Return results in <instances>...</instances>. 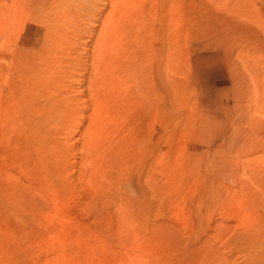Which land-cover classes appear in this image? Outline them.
<instances>
[{
	"label": "rangeland",
	"instance_id": "rangeland-1",
	"mask_svg": "<svg viewBox=\"0 0 264 264\" xmlns=\"http://www.w3.org/2000/svg\"><path fill=\"white\" fill-rule=\"evenodd\" d=\"M0 264H264V0H0Z\"/></svg>",
	"mask_w": 264,
	"mask_h": 264
},
{
	"label": "bare ground",
	"instance_id": "bare-ground-1",
	"mask_svg": "<svg viewBox=\"0 0 264 264\" xmlns=\"http://www.w3.org/2000/svg\"><path fill=\"white\" fill-rule=\"evenodd\" d=\"M45 78L48 81V83L44 79H41V82L43 83L44 86L49 88L55 84V81L51 77H45Z\"/></svg>",
	"mask_w": 264,
	"mask_h": 264
}]
</instances>
